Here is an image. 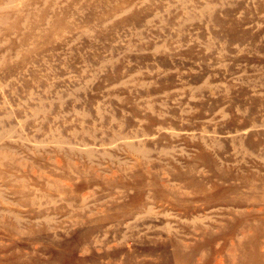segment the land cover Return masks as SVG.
Instances as JSON below:
<instances>
[{"label": "rangeland", "instance_id": "obj_1", "mask_svg": "<svg viewBox=\"0 0 264 264\" xmlns=\"http://www.w3.org/2000/svg\"><path fill=\"white\" fill-rule=\"evenodd\" d=\"M0 264H264V0H0Z\"/></svg>", "mask_w": 264, "mask_h": 264}]
</instances>
